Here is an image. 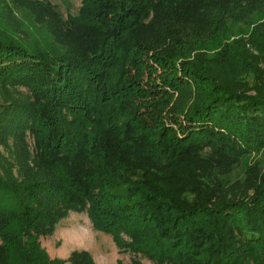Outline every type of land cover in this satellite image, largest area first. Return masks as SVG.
I'll return each instance as SVG.
<instances>
[{"label": "trees", "instance_id": "trees-1", "mask_svg": "<svg viewBox=\"0 0 264 264\" xmlns=\"http://www.w3.org/2000/svg\"><path fill=\"white\" fill-rule=\"evenodd\" d=\"M0 145V264H264V0H0Z\"/></svg>", "mask_w": 264, "mask_h": 264}, {"label": "rangeland", "instance_id": "rangeland-1", "mask_svg": "<svg viewBox=\"0 0 264 264\" xmlns=\"http://www.w3.org/2000/svg\"><path fill=\"white\" fill-rule=\"evenodd\" d=\"M56 4L63 14L67 17L68 14H76L79 11L82 0H50ZM7 9L3 8L5 11ZM22 19L27 21L30 31V36L39 33L40 36H46V28L40 27L37 22L32 25L34 19L28 12L27 17L20 12ZM34 33V34H33ZM32 34V35H31ZM1 149L3 147L0 145ZM261 156L253 159L261 160ZM241 174V168H238L232 175V180H235ZM41 246L44 248L50 259H68L74 250L89 251L97 264H126L131 261L135 255L130 251L120 250L117 247L112 235L97 230L86 212L78 213L71 212L67 217L63 218L58 224L53 234L40 237ZM143 264H153V262L139 255ZM70 264V263H67Z\"/></svg>", "mask_w": 264, "mask_h": 264}]
</instances>
